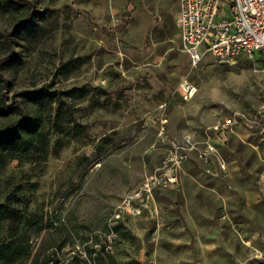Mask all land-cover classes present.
<instances>
[{"label":"rangeland","instance_id":"1","mask_svg":"<svg viewBox=\"0 0 264 264\" xmlns=\"http://www.w3.org/2000/svg\"><path fill=\"white\" fill-rule=\"evenodd\" d=\"M24 1L0 0V128L22 116L5 98L40 125L0 152V264H264V141L242 115L264 107L261 57L193 63L179 0ZM226 117L211 165L192 156L140 214L122 207L173 142Z\"/></svg>","mask_w":264,"mask_h":264},{"label":"built area","instance_id":"2","mask_svg":"<svg viewBox=\"0 0 264 264\" xmlns=\"http://www.w3.org/2000/svg\"><path fill=\"white\" fill-rule=\"evenodd\" d=\"M177 25L184 49L193 63L208 54L229 61L239 55H249L261 57L264 68V0H179ZM178 91L189 100L198 92V86L182 78ZM242 115L246 124L260 127L264 141V107L249 116ZM236 120L226 117L223 122L208 126L205 139L188 134L173 142L163 164L148 175L144 186L124 196L122 207L129 213L140 214L145 201L143 191L151 192L154 185L175 184L178 168L192 156L211 165L218 151L212 131L225 135Z\"/></svg>","mask_w":264,"mask_h":264},{"label":"trees","instance_id":"3","mask_svg":"<svg viewBox=\"0 0 264 264\" xmlns=\"http://www.w3.org/2000/svg\"><path fill=\"white\" fill-rule=\"evenodd\" d=\"M20 4H28L29 11L31 13L32 11V4L30 2L24 1V0H15ZM30 15H28L27 18H29ZM27 20V19H26ZM21 22H19L17 25H19ZM14 56L13 53H11L7 58H2L0 60V65L6 61L12 59ZM0 77L2 78L1 74ZM26 97L28 99H39L41 98L40 92L37 90L35 91H29L24 92ZM18 106L21 110L22 116L4 127L0 128V152L12 154L14 152H17L21 149H27L30 147V145L33 143L32 139L34 134L39 129V120L36 117L29 116L22 105L21 100H16L11 104H8L6 102V98L4 100V106L3 111L7 112L12 110L14 107ZM47 264H59L58 260L49 259ZM77 264H88L87 262L80 263L78 261Z\"/></svg>","mask_w":264,"mask_h":264}]
</instances>
